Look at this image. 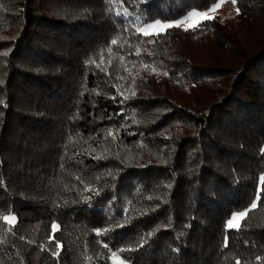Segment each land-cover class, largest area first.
<instances>
[{
  "label": "trees",
  "instance_id": "obj_1",
  "mask_svg": "<svg viewBox=\"0 0 264 264\" xmlns=\"http://www.w3.org/2000/svg\"><path fill=\"white\" fill-rule=\"evenodd\" d=\"M218 1L0 0V264H264V0L132 24Z\"/></svg>",
  "mask_w": 264,
  "mask_h": 264
},
{
  "label": "snow or ice",
  "instance_id": "obj_2",
  "mask_svg": "<svg viewBox=\"0 0 264 264\" xmlns=\"http://www.w3.org/2000/svg\"><path fill=\"white\" fill-rule=\"evenodd\" d=\"M235 2H236V0H233V3H235ZM219 7H220L219 3H214L213 6L208 10L209 11H215L216 8H219ZM116 14L119 16V15H124L125 13L117 12ZM237 14H239V9H237ZM193 17H199V19H195V20H193V22L191 24H188L187 27L185 28V31L189 30L190 28L194 30L195 28L199 27L203 23V21L214 19V17L209 16L207 14V12L189 13L188 16L185 17V19H191ZM138 21H139V17H137L136 20L132 21V24L136 25L135 32L136 33L143 32V35H145V36H150V35H157L158 36V35L162 34L163 32H165L167 29L172 28L174 26L178 27L181 23H183L182 20H177V21H173L170 23H162L160 20H156L154 23H145L143 25V27H141ZM118 39H120V37H117L116 39H112L111 44L116 45ZM149 42L151 43L152 41H149ZM108 51L111 52L112 49L109 48ZM139 51H140V49L137 48V54H139ZM121 60H123V57H121ZM125 71H128L129 74H131V71L129 69L126 68ZM165 75H167V73H165ZM134 94L135 93H133V95ZM125 98H127V97H125ZM109 135H112V133L109 132ZM97 158H100V157H97ZM259 180L262 183H264V175H261L259 177ZM260 191H261V189H257V191H256V201L257 202H259V200H260ZM257 202L251 203V208H253V209L256 208ZM247 214H248L247 210L239 211L238 213H234L232 215L231 219H229L227 222V228L228 229L235 228V229L239 230L241 227L239 221L244 219ZM3 220L9 224L10 228L14 227L15 217L5 215L3 217ZM51 227H52L53 231L57 230V228H58V226L55 223H53L51 225ZM97 234H99V230H97ZM149 235H151V233H149ZM49 239L51 240L52 237H50ZM227 245H228V240L226 237L225 238V246L227 247ZM57 247H62V246L60 244H57ZM105 247H107V245H105ZM121 251H123V250H121ZM56 255H58V253H56ZM111 258L113 259L114 264H124V261L118 256L116 251L111 252ZM237 264H240L239 260H237Z\"/></svg>",
  "mask_w": 264,
  "mask_h": 264
},
{
  "label": "rangeland",
  "instance_id": "obj_3",
  "mask_svg": "<svg viewBox=\"0 0 264 264\" xmlns=\"http://www.w3.org/2000/svg\"><path fill=\"white\" fill-rule=\"evenodd\" d=\"M217 3L220 4V7L216 8L215 11L207 10V11H200V12H207V14L209 16H213L214 18L217 17L221 21L228 20V19H231V18H233V20H234V17L236 16V13H237V8L235 6V3H233V0H219ZM193 12H198V11L192 10L189 13H193ZM188 14L186 16L178 19V20H182L183 21V23H181L178 27L186 28L188 24H191L193 22V20L199 19V17H193L191 19H185V17H187ZM162 23H170V22H162ZM8 216L14 217L13 215H8ZM112 261H113V259H112ZM113 263H114V261H113Z\"/></svg>",
  "mask_w": 264,
  "mask_h": 264
}]
</instances>
